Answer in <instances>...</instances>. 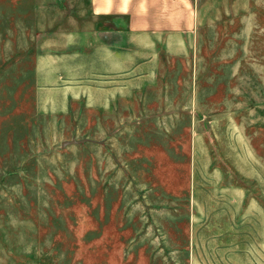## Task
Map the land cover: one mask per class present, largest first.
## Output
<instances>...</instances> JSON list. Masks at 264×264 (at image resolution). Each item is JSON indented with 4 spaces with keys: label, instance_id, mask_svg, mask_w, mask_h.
<instances>
[{
    "label": "rangeland",
    "instance_id": "obj_1",
    "mask_svg": "<svg viewBox=\"0 0 264 264\" xmlns=\"http://www.w3.org/2000/svg\"><path fill=\"white\" fill-rule=\"evenodd\" d=\"M195 17L142 88L43 111L88 0H0V264H264V0Z\"/></svg>",
    "mask_w": 264,
    "mask_h": 264
},
{
    "label": "crops",
    "instance_id": "obj_2",
    "mask_svg": "<svg viewBox=\"0 0 264 264\" xmlns=\"http://www.w3.org/2000/svg\"><path fill=\"white\" fill-rule=\"evenodd\" d=\"M88 9V40L73 44V56L65 51L52 63L41 62L44 74L46 68H54L48 73L50 83L41 79L36 86L43 111H66L74 99L104 108L142 88L159 73V47L167 58L184 56L196 26L195 0H88ZM107 20L113 25L99 26ZM86 78L87 88L66 83Z\"/></svg>",
    "mask_w": 264,
    "mask_h": 264
},
{
    "label": "water",
    "instance_id": "obj_3",
    "mask_svg": "<svg viewBox=\"0 0 264 264\" xmlns=\"http://www.w3.org/2000/svg\"><path fill=\"white\" fill-rule=\"evenodd\" d=\"M66 143H71V142H73V141H65Z\"/></svg>",
    "mask_w": 264,
    "mask_h": 264
}]
</instances>
